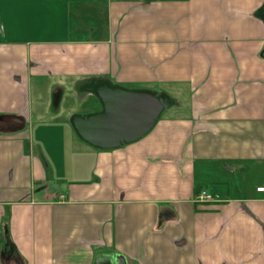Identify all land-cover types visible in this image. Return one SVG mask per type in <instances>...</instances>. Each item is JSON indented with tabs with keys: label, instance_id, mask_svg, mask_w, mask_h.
<instances>
[{
	"label": "crops",
	"instance_id": "obj_1",
	"mask_svg": "<svg viewBox=\"0 0 264 264\" xmlns=\"http://www.w3.org/2000/svg\"><path fill=\"white\" fill-rule=\"evenodd\" d=\"M99 86L168 106L100 149ZM0 119V264H264V0H0Z\"/></svg>",
	"mask_w": 264,
	"mask_h": 264
},
{
	"label": "water",
	"instance_id": "obj_2",
	"mask_svg": "<svg viewBox=\"0 0 264 264\" xmlns=\"http://www.w3.org/2000/svg\"><path fill=\"white\" fill-rule=\"evenodd\" d=\"M103 105L100 114L74 118L73 127L78 136L100 149H113L143 137L155 124L168 100L146 93L95 88ZM10 119H0V128H6ZM6 250V249H5Z\"/></svg>",
	"mask_w": 264,
	"mask_h": 264
},
{
	"label": "built area",
	"instance_id": "obj_3",
	"mask_svg": "<svg viewBox=\"0 0 264 264\" xmlns=\"http://www.w3.org/2000/svg\"><path fill=\"white\" fill-rule=\"evenodd\" d=\"M258 191L261 192L262 189H258ZM214 202H217L216 198L204 190L199 191L197 195H195V198H194L195 204L203 205V204H209V203H214Z\"/></svg>",
	"mask_w": 264,
	"mask_h": 264
},
{
	"label": "rangeland",
	"instance_id": "obj_4",
	"mask_svg": "<svg viewBox=\"0 0 264 264\" xmlns=\"http://www.w3.org/2000/svg\"><path fill=\"white\" fill-rule=\"evenodd\" d=\"M71 101H72L71 103H73V99H72ZM33 105H35V104L32 103V104L30 105V107L33 106ZM166 117H170V116H168L167 113L163 112L162 118H166Z\"/></svg>",
	"mask_w": 264,
	"mask_h": 264
},
{
	"label": "trees",
	"instance_id": "obj_5",
	"mask_svg": "<svg viewBox=\"0 0 264 264\" xmlns=\"http://www.w3.org/2000/svg\"><path fill=\"white\" fill-rule=\"evenodd\" d=\"M199 191H200V190H199ZM199 191H198V192H199ZM198 192H197V193H198Z\"/></svg>",
	"mask_w": 264,
	"mask_h": 264
}]
</instances>
